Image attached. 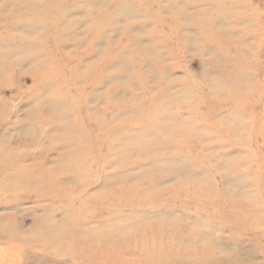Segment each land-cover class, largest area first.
<instances>
[{
  "label": "rangeland",
  "instance_id": "obj_1",
  "mask_svg": "<svg viewBox=\"0 0 264 264\" xmlns=\"http://www.w3.org/2000/svg\"><path fill=\"white\" fill-rule=\"evenodd\" d=\"M0 264H264V0H0Z\"/></svg>",
  "mask_w": 264,
  "mask_h": 264
}]
</instances>
